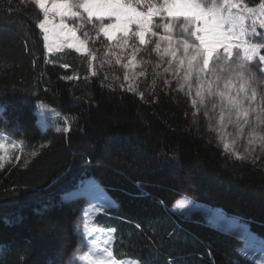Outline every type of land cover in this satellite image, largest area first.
Here are the masks:
<instances>
[{
	"label": "trees",
	"instance_id": "trees-1",
	"mask_svg": "<svg viewBox=\"0 0 264 264\" xmlns=\"http://www.w3.org/2000/svg\"><path fill=\"white\" fill-rule=\"evenodd\" d=\"M39 19L28 0H0V131L24 143L0 169V264H67L78 212L64 196L89 179L117 204L94 223L115 229L121 258L253 264L234 236L173 208L189 183L197 203L248 222L264 239V166L199 136L170 93L155 89L143 100L101 86L75 52L52 55L50 65ZM38 102L66 117L63 125L42 131Z\"/></svg>",
	"mask_w": 264,
	"mask_h": 264
},
{
	"label": "snow or ice",
	"instance_id": "snow-or-ice-1",
	"mask_svg": "<svg viewBox=\"0 0 264 264\" xmlns=\"http://www.w3.org/2000/svg\"><path fill=\"white\" fill-rule=\"evenodd\" d=\"M32 2L42 14L37 27L50 52L53 49L61 51L66 44L77 53L90 57V61H95V51L87 46L90 32L84 30L90 25L96 40L103 36L107 42L106 55L114 56L117 65L131 71L132 75L125 71L123 79L129 82L126 91L135 93L137 87L134 81L146 75L144 65L152 64L151 60H138V53L154 45L151 52L161 63L167 64L163 71L177 81L178 90L187 89L189 96L194 91L193 105L199 103L206 107L211 102L213 110L219 109L221 125L225 122L235 125L238 135L249 127L248 143L258 141L264 144V135L260 132L264 126V81L259 80L252 70L258 60L259 71L264 73V42H258L264 41V0H259L258 7L255 4L249 6L245 0ZM78 31L82 32L83 38L77 35ZM129 48L131 53L126 56L125 63L123 54ZM161 63L154 65V71L161 67ZM138 67L141 71L136 73ZM92 75H97L96 71H92ZM164 83L167 85L171 81L165 80ZM139 95L143 99L144 93ZM2 136L0 134V169L5 168L11 159L8 153L16 146L12 144L9 147L10 142ZM221 139L225 152L233 153L238 160L244 159L234 150L235 140L230 143L223 136ZM179 207L183 208L184 204ZM241 229L249 242L240 250V255L253 264H264V240L253 235L247 225H241ZM76 231L81 234V242L72 254V261L81 264H142L139 258L128 262L114 252L112 233L115 229H108L103 237H93L92 233L103 229H90L85 219L83 231L79 223ZM84 237L90 239L85 240ZM255 243L259 244L258 248L252 247ZM168 264L173 262L169 260Z\"/></svg>",
	"mask_w": 264,
	"mask_h": 264
},
{
	"label": "rangeland",
	"instance_id": "rangeland-1",
	"mask_svg": "<svg viewBox=\"0 0 264 264\" xmlns=\"http://www.w3.org/2000/svg\"><path fill=\"white\" fill-rule=\"evenodd\" d=\"M29 2L33 3L32 0H28ZM245 3H248L249 6L255 4V6H259V0H245ZM84 30L90 32L91 39L89 44L87 45L90 49L95 51L97 59L95 61H90V57L85 54L77 53L74 49L68 48L67 45L62 48L61 51H56L53 49L51 52L47 48L48 52V62L50 65L54 66L55 63L51 60V56L58 53L64 52H75L79 56H83L88 58L89 60V68L90 73L89 76L93 79L97 80L101 86L107 88H118L123 91H126L128 87V83L124 81V73L125 71H129V74L132 75L130 70H126L122 67V65H117L115 63V57L112 55H106L107 50V42L104 41L103 36L96 40L95 33L91 29V26H87ZM77 35L82 36V32L78 31ZM258 42H264L259 41ZM132 41H130V44ZM143 48V46H141ZM154 45H150L146 48H143L141 52L138 53V60H151L152 64L144 65L146 68V75L143 77H137L134 81L135 86L137 87V91L135 93L129 92L131 94L137 95L140 98L139 93L143 92V100H148L154 96L155 89H160L163 92L170 93L174 96L176 102L186 111L191 126L196 131V133L203 137L204 139L212 142L220 149H223V141L221 137L223 136L228 142L235 140L234 150L235 152H239L244 159L240 161L250 163L253 165L264 166V144L259 143L258 141H254L252 144L248 143L249 136L248 133L251 130L249 127H245L243 134L238 135V129L235 125L229 124L227 122L224 125H221L219 122V109L213 110L211 107V102L207 104V106L200 105L197 103L196 105L192 104V98L194 97L195 93L193 91L192 96L187 95V89L184 91H179L177 88V81L172 77L171 74L165 73L163 69L167 67L166 63H161L159 58L156 56L155 53L151 52V48ZM114 51L120 52L119 49H115ZM131 49H127L126 52L123 54L125 56L124 62L126 63V56L130 55ZM109 61L111 63H109ZM156 63H161V67L159 69H155L154 65ZM252 70L256 72L257 77L259 80L264 81V73L259 71V61L257 60ZM92 71H96L97 75L93 76ZM136 73L141 71V68L138 67ZM157 73H159L157 75ZM107 77V78H105ZM117 77L119 79H117ZM66 81H71L69 79H65ZM76 80V79H74ZM169 80L171 81L170 84H165L164 81ZM123 85V88H121ZM262 88H264V84H262ZM128 92V91H126ZM2 112V110H0ZM36 123L42 129V131H47L50 127L53 126H62L66 117L62 116L60 112L55 109L54 107L43 103L38 102L36 104ZM260 132L264 135V126L261 127ZM0 134H3L2 138L5 141L10 142L9 147L12 144L16 146L12 148V150L8 153L12 160L14 153L21 154L23 151V142H15L11 139H6L4 132L0 131ZM225 152V151H224ZM226 154L235 158V155L231 152H225ZM236 159V158H235ZM238 160V159H237ZM82 187L83 190L79 192L78 189L73 191L72 193L65 195L64 199L66 201L74 202L75 210L78 212V217L75 224V231L76 226L79 223L81 227V232L83 231V223L84 220L87 219L89 222V227L91 228H100L95 225L94 220L99 214H105L111 210L117 208V204L111 199L108 195L107 191L100 185V183L96 179L86 180ZM78 190V191H77ZM188 195L185 193L183 197L177 201L173 210L180 216L189 217L191 214L199 213L201 214L205 220L210 223L211 225H215L216 227L223 229L225 232L230 233L231 236H234L238 242V252L243 249L246 244L249 242L247 235L242 231L241 225H247L248 230L258 237L260 240H264L259 235L255 234L251 230V226L248 222L243 220H239L235 217H230L209 208L205 205L199 204L195 201V199L191 196L194 194V190L189 183L186 184V188L184 190ZM190 194V195H189ZM183 203L184 207L180 208L179 205ZM103 229V228H102ZM107 230L103 229V231L99 233H92L91 235L94 236H101L103 237ZM76 235L78 238V244L81 242V234L76 231ZM114 237V232L112 233ZM85 240L90 239V237H84ZM115 238L113 240V243ZM78 246V245H77ZM102 246V245H100ZM253 248H258L259 244L255 243L252 245ZM259 255L257 253V259ZM72 261V255L68 259L67 264ZM251 261V260H250ZM72 264H81L79 261H72ZM87 264V262H84Z\"/></svg>",
	"mask_w": 264,
	"mask_h": 264
},
{
	"label": "crops",
	"instance_id": "crops-1",
	"mask_svg": "<svg viewBox=\"0 0 264 264\" xmlns=\"http://www.w3.org/2000/svg\"><path fill=\"white\" fill-rule=\"evenodd\" d=\"M182 197H183V195L180 196L179 199H181ZM179 199H178V201H179ZM173 212L175 213V215H177V216H179V217H184V216H180V215H178L174 210H173ZM194 213H195V212H194ZM222 214L226 215L225 213H222ZM226 216H229V215H226ZM230 217H231V216H230ZM184 218H187V217H184ZM206 222H207V221H206ZM207 224L210 225V226L213 227V228H216V229H218V230H220V231H222V232H225L223 229H220V228L216 227L215 225H211V224L208 223V222H207ZM225 233H227V232H225ZM227 234H230V233H227ZM128 262H130V261H128Z\"/></svg>",
	"mask_w": 264,
	"mask_h": 264
},
{
	"label": "water",
	"instance_id": "water-1",
	"mask_svg": "<svg viewBox=\"0 0 264 264\" xmlns=\"http://www.w3.org/2000/svg\"><path fill=\"white\" fill-rule=\"evenodd\" d=\"M0 115H3V111H2V112H0Z\"/></svg>",
	"mask_w": 264,
	"mask_h": 264
},
{
	"label": "bare ground",
	"instance_id": "bare-ground-1",
	"mask_svg": "<svg viewBox=\"0 0 264 264\" xmlns=\"http://www.w3.org/2000/svg\"><path fill=\"white\" fill-rule=\"evenodd\" d=\"M218 212H221V211H218Z\"/></svg>",
	"mask_w": 264,
	"mask_h": 264
}]
</instances>
